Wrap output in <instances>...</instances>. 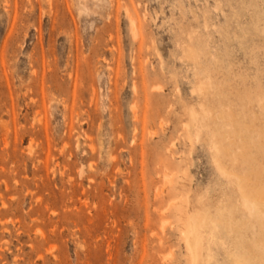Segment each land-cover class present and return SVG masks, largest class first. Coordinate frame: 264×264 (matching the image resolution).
Instances as JSON below:
<instances>
[{"label": "rangeland", "instance_id": "1", "mask_svg": "<svg viewBox=\"0 0 264 264\" xmlns=\"http://www.w3.org/2000/svg\"><path fill=\"white\" fill-rule=\"evenodd\" d=\"M0 264H264V0H0Z\"/></svg>", "mask_w": 264, "mask_h": 264}, {"label": "bare ground", "instance_id": "2", "mask_svg": "<svg viewBox=\"0 0 264 264\" xmlns=\"http://www.w3.org/2000/svg\"><path fill=\"white\" fill-rule=\"evenodd\" d=\"M243 198H244V200H243V202H245V205H249V204H252V205H256V204H258V203H256V204H254L253 202L255 201V200H253V199H251V198H249V197H244L243 196ZM250 200V201H249ZM252 200V201H251ZM259 205H260V203H259ZM251 206V205H250ZM258 206V205H257ZM194 222V221H193ZM196 224V223H195ZM191 225H192V223H191ZM195 225H192L191 227H189V233H191L192 234V236H193V233H194V231H195ZM188 234V233H187ZM186 234H184V236H185ZM200 235V234H199ZM189 235H187V237H188ZM200 237H202V236H200ZM189 238V237H188ZM192 238V237H191ZM190 238V239H191ZM188 240V242H190L189 241V239H187ZM202 240V239H201ZM200 240V241H201ZM193 243V242H192ZM189 244V243H188ZM199 244V243H198ZM202 244H203V242H202ZM199 248V247H198ZM189 249H191V246H190V244H189ZM193 250V249H192ZM200 250H201V248H200ZM192 252V251H191ZM193 254V253H192ZM194 255V254H193Z\"/></svg>", "mask_w": 264, "mask_h": 264}]
</instances>
